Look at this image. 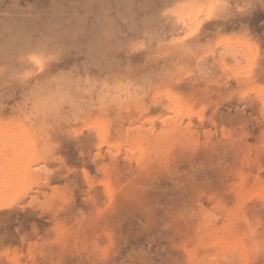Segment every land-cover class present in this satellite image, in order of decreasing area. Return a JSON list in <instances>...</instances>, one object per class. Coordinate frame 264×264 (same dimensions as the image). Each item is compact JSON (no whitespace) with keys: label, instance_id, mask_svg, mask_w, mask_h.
<instances>
[{"label":"rangeland","instance_id":"374dc122","mask_svg":"<svg viewBox=\"0 0 264 264\" xmlns=\"http://www.w3.org/2000/svg\"><path fill=\"white\" fill-rule=\"evenodd\" d=\"M0 264H264V0H0Z\"/></svg>","mask_w":264,"mask_h":264},{"label":"bare ground","instance_id":"6f19581e","mask_svg":"<svg viewBox=\"0 0 264 264\" xmlns=\"http://www.w3.org/2000/svg\"><path fill=\"white\" fill-rule=\"evenodd\" d=\"M12 2V1H11ZM19 2V1H18ZM18 138V137H17ZM19 139V138H18ZM22 139V138H21ZM24 140H25V138H24ZM23 141V140H22ZM28 141V140H27ZM140 146V145H139ZM221 244V243H220Z\"/></svg>","mask_w":264,"mask_h":264}]
</instances>
